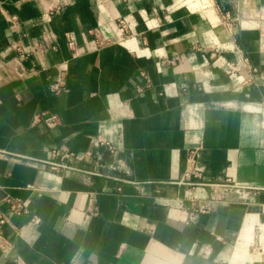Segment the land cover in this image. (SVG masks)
Segmentation results:
<instances>
[{
	"label": "crops",
	"instance_id": "1",
	"mask_svg": "<svg viewBox=\"0 0 264 264\" xmlns=\"http://www.w3.org/2000/svg\"><path fill=\"white\" fill-rule=\"evenodd\" d=\"M0 264H264V0H0Z\"/></svg>",
	"mask_w": 264,
	"mask_h": 264
},
{
	"label": "built area",
	"instance_id": "2",
	"mask_svg": "<svg viewBox=\"0 0 264 264\" xmlns=\"http://www.w3.org/2000/svg\"><path fill=\"white\" fill-rule=\"evenodd\" d=\"M12 19H15L12 17ZM229 15L226 14L224 21L226 23L229 22ZM228 21V22H227ZM119 23V29L123 33L128 32V25L127 21L124 18H120L118 20ZM245 58H241L239 63H235L232 61H226L225 62V72L227 75L231 77L240 78L241 83H248L251 79L252 74L255 73V68H252L246 63ZM58 85H52V90L58 89ZM40 119H42L45 124L49 127H53L59 123V116L55 113H50L47 111L40 112L38 116ZM53 167H55L56 163H52ZM183 184H187L190 186H193L195 184H201V183H193L190 182L187 178H184L182 181ZM212 189V195L209 199L206 200H199L195 198L193 195L188 196V199L190 201V215L192 217H197L201 214H208L212 210L213 204L216 202H220V200L223 199V196L225 192L232 188H241L242 186L236 184L235 182H232L231 180H226L225 182H219V183H209L207 184ZM8 201L10 202L11 211L16 214L26 213L28 212V203L24 200H21L19 198H9ZM3 221V219L1 220Z\"/></svg>",
	"mask_w": 264,
	"mask_h": 264
}]
</instances>
